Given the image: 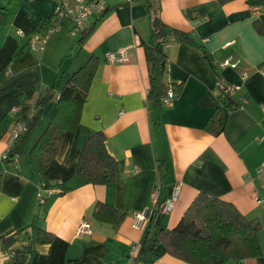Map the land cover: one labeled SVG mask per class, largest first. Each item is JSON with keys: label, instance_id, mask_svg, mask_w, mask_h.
<instances>
[{"label": "crops", "instance_id": "0c3cea01", "mask_svg": "<svg viewBox=\"0 0 264 264\" xmlns=\"http://www.w3.org/2000/svg\"><path fill=\"white\" fill-rule=\"evenodd\" d=\"M58 1L0 0V71L6 69L0 84V122L17 107L22 120L33 118L39 96L53 85L59 93L90 58L96 60L79 124L73 133L63 134L45 169L46 181L30 153L56 109L55 99L27 135L22 155L0 161V264H133L157 220L136 229L132 215L144 209L163 212L175 187L177 201L162 219L166 230L177 225L200 192L219 198L258 223L261 254L244 264H264V174H258L264 162V35L255 28V23L264 26V2L250 6L246 0H159L162 23L191 39L163 49L165 93L171 90L175 98L165 105V94L159 107L147 98L143 43L152 37L144 3L103 0L104 17L88 18L81 33L92 32L81 45L73 19L64 17L43 50L30 51L29 38L46 34ZM121 49H126V63L106 61L107 53ZM224 61L236 66L223 67ZM218 83L237 89L222 97ZM222 105L223 131L214 136L204 128ZM12 129L0 138V160ZM96 132L122 166L114 184H84L78 176L86 141ZM133 169L138 173L131 174ZM50 184L61 185L63 193L42 189ZM154 189L159 191L157 207ZM41 195L47 197L43 209ZM96 203L111 207L120 220H97ZM83 221L91 233L78 235ZM156 254L153 264H188L168 254L162 244Z\"/></svg>", "mask_w": 264, "mask_h": 264}, {"label": "trees", "instance_id": "16d2710c", "mask_svg": "<svg viewBox=\"0 0 264 264\" xmlns=\"http://www.w3.org/2000/svg\"><path fill=\"white\" fill-rule=\"evenodd\" d=\"M140 1L144 3L151 19L152 39L149 43H143L149 68L147 98L148 101L151 100L156 106L160 107L161 97L166 94L161 72L164 57L163 49L171 42H189L191 39L187 34L175 30H171V33L167 34V30H170V28L160 20L161 7L159 0ZM217 1L223 4L232 0ZM246 2L250 6H254L263 3L264 0H246ZM98 16L100 17L98 21H101L104 17V10ZM50 26L51 24L45 27L46 31ZM255 28L258 33L264 35V26L255 23ZM81 31L82 29L78 32L80 33L79 45L92 32L91 28L82 33ZM172 34L175 37H172ZM160 46L162 51H159ZM19 55L20 53L16 54L14 59ZM95 70L96 60L90 58L83 67L71 75L59 93L55 92L57 86L53 85L48 92L38 97L36 102L37 111L31 119L22 120L19 111L16 113L10 111L0 122V138L8 131L9 127L13 126L14 128L21 120L24 122L26 131L13 140L7 150L6 159L0 161L11 162L15 157L22 155V147L27 135L35 128L44 107L55 99L56 109L30 153L32 164L46 181L45 169L54 158L63 134L73 133L79 124L81 108L86 101ZM5 73V68L0 71V84L5 80ZM219 93L222 97L230 95L220 91ZM22 105L23 101L19 106ZM225 114L226 108L224 105L217 108L205 125L204 130L214 136L221 134ZM77 173L84 184L110 185L119 181L122 175V166L107 153L105 139L101 132L92 134L86 141ZM2 175V170H0V189ZM49 188L61 189L62 193L64 190L58 184L44 185L42 189ZM43 198L44 203L39 205L42 209L46 206L47 201V197ZM155 206L157 207L158 204ZM153 211L149 224H154L159 218L160 222L156 225L153 234H147L141 241L140 251L133 264H153L154 257H157L156 251L159 244L164 246L168 254L188 264H243L244 260L256 258L261 254L257 237L258 223L254 220L249 221L233 204L219 198L200 192L185 210L177 225L171 230H166L162 225L164 214H160L155 209ZM94 217L97 220L109 223L120 220V216L117 215L115 210L100 203H96L94 206ZM146 255H152L150 261H146Z\"/></svg>", "mask_w": 264, "mask_h": 264}, {"label": "built area", "instance_id": "2783aa9c", "mask_svg": "<svg viewBox=\"0 0 264 264\" xmlns=\"http://www.w3.org/2000/svg\"><path fill=\"white\" fill-rule=\"evenodd\" d=\"M129 2L130 0H126ZM73 3V5L71 4ZM104 10V2L103 0H60L58 3L55 4L52 14V22L51 26L47 29L46 34L44 36H40L37 34L31 35L29 38L28 47L30 51H42L44 48V45L49 37L50 34H52L54 31L58 29V20L64 17H71L74 21V32H79L82 29L83 24L87 21V19L92 16L93 14H101ZM18 36H22L23 34L18 31ZM106 61L108 63H125L128 61V57L126 55V49H121L117 54H110L107 53L105 55ZM223 67L230 66L235 67L236 65L230 64L228 61H224L221 64ZM217 87L225 94H230L234 90L237 89V87H229V88H223L219 83L217 84ZM174 98V92L168 91L162 102L165 105H169L170 102ZM264 110V109H263ZM19 111V107L14 108L11 112L16 113ZM26 131L24 122L21 120L18 122L15 127L13 128L11 135L8 139V148L10 147L11 143L14 139L17 138L18 135L24 133ZM7 157V154H5L1 160H5ZM138 169H133L131 174H137ZM258 174H264V162L261 164V166L258 169ZM156 188V187H155ZM178 187H175L171 195L164 201L163 203V212H159L160 214L168 213L173 204L177 201L178 198ZM47 194H50L49 190L45 191ZM154 205H157L158 203V197H159V191L158 189H154L152 193ZM40 204L44 203V198L41 195ZM154 211L151 209H144L139 212H135L132 215L133 218V226L136 229H142L146 224H148L151 220V216L153 215ZM78 235H85L91 233V226L88 222H81L77 229ZM240 264V263H237ZM244 264V263H243Z\"/></svg>", "mask_w": 264, "mask_h": 264}, {"label": "water", "instance_id": "95a60500", "mask_svg": "<svg viewBox=\"0 0 264 264\" xmlns=\"http://www.w3.org/2000/svg\"><path fill=\"white\" fill-rule=\"evenodd\" d=\"M171 33V30H167V34H170ZM159 51H162V47L160 46L159 47ZM164 71V64H161V72H163ZM160 222V218L159 219H157V221H156V225L158 224ZM151 258H152V255H146V261H150L151 260Z\"/></svg>", "mask_w": 264, "mask_h": 264}, {"label": "bare ground", "instance_id": "6f19581e", "mask_svg": "<svg viewBox=\"0 0 264 264\" xmlns=\"http://www.w3.org/2000/svg\"><path fill=\"white\" fill-rule=\"evenodd\" d=\"M130 1H131V0H130ZM130 1H129V2H130ZM126 2H127V1H126ZM93 15H98V14H93ZM87 20H88V19H87ZM83 25H84V24H83ZM82 27H83V26H82ZM125 63H126V62H125ZM219 90H220V89H219ZM169 91H170V90H169ZM167 92H168V91H167ZM220 92H222V91L220 90ZM166 94H167V93H166ZM228 94H229V93H228ZM174 98H175V95H174ZM174 98H173V99H174Z\"/></svg>", "mask_w": 264, "mask_h": 264}]
</instances>
